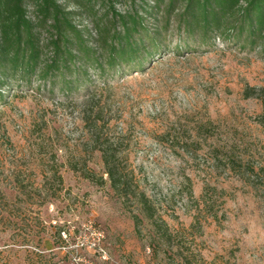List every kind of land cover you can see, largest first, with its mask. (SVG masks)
Masks as SVG:
<instances>
[{
    "label": "rangeland",
    "instance_id": "obj_1",
    "mask_svg": "<svg viewBox=\"0 0 264 264\" xmlns=\"http://www.w3.org/2000/svg\"><path fill=\"white\" fill-rule=\"evenodd\" d=\"M176 44L143 73L90 70L78 91L3 89L0 264H264V101L246 97L264 96V57Z\"/></svg>",
    "mask_w": 264,
    "mask_h": 264
},
{
    "label": "trees",
    "instance_id": "obj_2",
    "mask_svg": "<svg viewBox=\"0 0 264 264\" xmlns=\"http://www.w3.org/2000/svg\"><path fill=\"white\" fill-rule=\"evenodd\" d=\"M125 1L130 10L120 13L115 4ZM0 0V102L10 81L32 88L61 85L78 91L89 71L143 73L176 36L174 52H189L190 43L211 48L221 41L264 57V0ZM33 7V17L28 6ZM101 10L103 13L100 14ZM87 16L93 33L75 24ZM148 19L156 27L150 28ZM246 94L259 97L263 94ZM264 93V92H262ZM264 103V102H263ZM264 123V122H263ZM102 151L105 174L115 193L128 201L112 154ZM84 178L95 182L93 173ZM144 208H149L146 201ZM153 219V216H149ZM137 227L140 220L132 214Z\"/></svg>",
    "mask_w": 264,
    "mask_h": 264
}]
</instances>
